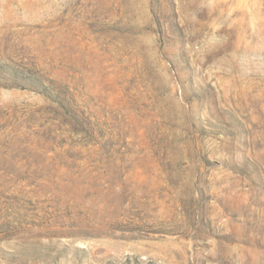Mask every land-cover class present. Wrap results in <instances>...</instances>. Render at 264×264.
Wrapping results in <instances>:
<instances>
[{
  "label": "rangeland",
  "instance_id": "obj_1",
  "mask_svg": "<svg viewBox=\"0 0 264 264\" xmlns=\"http://www.w3.org/2000/svg\"><path fill=\"white\" fill-rule=\"evenodd\" d=\"M0 264H264V0H0Z\"/></svg>",
  "mask_w": 264,
  "mask_h": 264
}]
</instances>
